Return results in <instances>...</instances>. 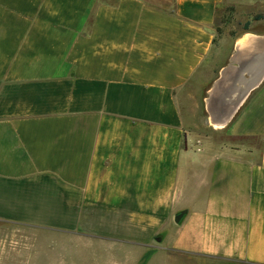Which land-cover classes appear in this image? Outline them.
I'll use <instances>...</instances> for the list:
<instances>
[{"label":"crops","instance_id":"obj_1","mask_svg":"<svg viewBox=\"0 0 264 264\" xmlns=\"http://www.w3.org/2000/svg\"><path fill=\"white\" fill-rule=\"evenodd\" d=\"M229 8L264 16V0H0V225L98 264H264V20L224 32Z\"/></svg>","mask_w":264,"mask_h":264},{"label":"rangeland","instance_id":"obj_2","mask_svg":"<svg viewBox=\"0 0 264 264\" xmlns=\"http://www.w3.org/2000/svg\"><path fill=\"white\" fill-rule=\"evenodd\" d=\"M114 1V0H111ZM257 12L250 10L238 9L235 11L229 8L225 11L222 17V30L229 33H236L244 31L247 27L246 24L254 21L253 19L258 16ZM24 230L17 229L16 227H7L0 225V250L9 249L18 253L17 260L1 261L0 264H98L92 261V253L86 248L75 247L67 241L61 242L41 235L34 237L30 240L23 235ZM27 238V239H26ZM152 264H168L165 257L157 256ZM177 264V263H176ZM178 264H245L239 262H232L221 259H204L198 261L184 260Z\"/></svg>","mask_w":264,"mask_h":264},{"label":"water","instance_id":"obj_3","mask_svg":"<svg viewBox=\"0 0 264 264\" xmlns=\"http://www.w3.org/2000/svg\"><path fill=\"white\" fill-rule=\"evenodd\" d=\"M186 215V212L185 211H182L180 213H178L175 218H174V223L176 225H179L181 224L182 220H183V217Z\"/></svg>","mask_w":264,"mask_h":264},{"label":"trees","instance_id":"obj_4","mask_svg":"<svg viewBox=\"0 0 264 264\" xmlns=\"http://www.w3.org/2000/svg\"><path fill=\"white\" fill-rule=\"evenodd\" d=\"M254 21H260V20H264V16L258 15L256 16L254 19ZM248 26V23L246 24V27ZM246 30V29H245ZM150 254L146 255L143 259V264L146 262V260L149 258Z\"/></svg>","mask_w":264,"mask_h":264}]
</instances>
